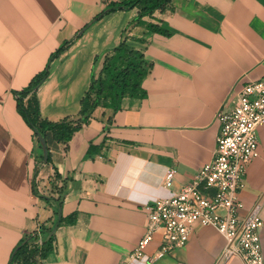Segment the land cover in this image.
Segmentation results:
<instances>
[{"label": "crops", "instance_id": "crops-1", "mask_svg": "<svg viewBox=\"0 0 264 264\" xmlns=\"http://www.w3.org/2000/svg\"><path fill=\"white\" fill-rule=\"evenodd\" d=\"M108 1L0 0V264L10 263L26 233L54 227L60 207L62 218L76 213V221H61L53 251L38 264L119 263L146 232L147 205L178 192L212 159L217 111L264 76V0H172L145 17L170 34L134 24L138 7L119 9L79 35ZM125 35L153 63L146 95L124 96L116 111L97 106L67 144L49 131L52 160L44 161L16 92L48 67L37 91L42 116L78 119L93 76ZM258 136L240 214L259 202L264 221V123ZM91 145L100 148L89 153ZM161 240L159 230L132 264H244L238 255L217 263L227 240L212 226L197 223L185 247L151 261ZM261 241L264 251V223Z\"/></svg>", "mask_w": 264, "mask_h": 264}, {"label": "built area", "instance_id": "built-area-1", "mask_svg": "<svg viewBox=\"0 0 264 264\" xmlns=\"http://www.w3.org/2000/svg\"><path fill=\"white\" fill-rule=\"evenodd\" d=\"M217 120L220 129L212 159L178 192L147 205L144 236L117 264H132L143 258L159 230L161 244L151 261L185 247L197 223L216 228L226 238L217 263L238 255L244 264H264L261 203L240 214L244 206L240 192L246 183L247 167L259 153L258 127L264 123V76L244 84L235 100L217 111ZM174 174L175 170L170 169L165 183L170 184ZM39 181L38 174L34 184L41 191Z\"/></svg>", "mask_w": 264, "mask_h": 264}, {"label": "trees", "instance_id": "trees-1", "mask_svg": "<svg viewBox=\"0 0 264 264\" xmlns=\"http://www.w3.org/2000/svg\"><path fill=\"white\" fill-rule=\"evenodd\" d=\"M171 2L172 0H110L100 13L79 30L78 34H82L91 24L112 11L128 10L135 7L139 8V13L134 24L144 25L153 32L170 34L171 31L158 23L147 21L145 17L153 16L157 10L167 9ZM139 40L144 42L145 38ZM70 44L71 41H68L61 45L52 56L59 55ZM152 64L147 60L145 52L131 45L125 35L121 42L106 56L101 74L98 77L93 76L90 88L82 98V108L78 119L66 117L60 121H52L42 116L37 91L49 75L48 67L39 72L27 86L16 92L17 107L27 123L35 130L36 135V130H38L47 139L48 132L52 131L58 141L67 144L83 123L89 120L97 106L112 107L116 111L121 108V101L124 96H145L146 90L143 87V80L151 70ZM96 148H100V146ZM96 148L91 145L89 153H92ZM48 149L47 162L52 160L49 146ZM57 176H59L58 173H56ZM34 190L37 192L36 189ZM57 199L61 205L62 195H59ZM62 220L75 222L76 213L68 218L63 217ZM52 229L53 226L42 225L40 229L26 233L15 246L9 264H38L39 261L47 257L54 249L55 233L49 237ZM41 235L43 238L38 242Z\"/></svg>", "mask_w": 264, "mask_h": 264}, {"label": "water", "instance_id": "water-1", "mask_svg": "<svg viewBox=\"0 0 264 264\" xmlns=\"http://www.w3.org/2000/svg\"><path fill=\"white\" fill-rule=\"evenodd\" d=\"M36 133H37V136H38V138H39V140L41 142V145L43 147L44 161L47 162V160H48V154H49L47 139L38 130H36ZM62 216H63L62 207H60L59 208L58 220H57L55 226L53 227V229H52L49 237L52 236L56 232L57 228L59 227V225H60V223L62 221Z\"/></svg>", "mask_w": 264, "mask_h": 264}, {"label": "rangeland", "instance_id": "rangeland-1", "mask_svg": "<svg viewBox=\"0 0 264 264\" xmlns=\"http://www.w3.org/2000/svg\"><path fill=\"white\" fill-rule=\"evenodd\" d=\"M40 161H42V159ZM38 174H39L38 171H36L35 176H37ZM39 183H41V179H40ZM51 186H52V184H50V187Z\"/></svg>", "mask_w": 264, "mask_h": 264}]
</instances>
